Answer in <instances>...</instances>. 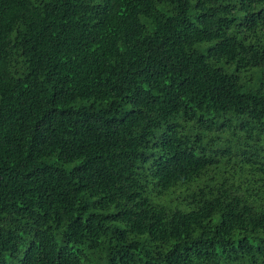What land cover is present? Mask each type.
I'll return each instance as SVG.
<instances>
[{
  "label": "trees",
  "instance_id": "1",
  "mask_svg": "<svg viewBox=\"0 0 264 264\" xmlns=\"http://www.w3.org/2000/svg\"><path fill=\"white\" fill-rule=\"evenodd\" d=\"M0 264H264V0H0Z\"/></svg>",
  "mask_w": 264,
  "mask_h": 264
}]
</instances>
